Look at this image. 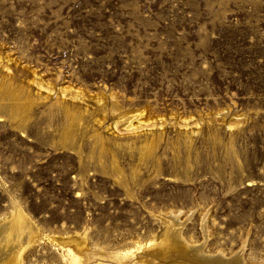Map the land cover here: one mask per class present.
Masks as SVG:
<instances>
[{
    "label": "rangeland",
    "instance_id": "374dc122",
    "mask_svg": "<svg viewBox=\"0 0 264 264\" xmlns=\"http://www.w3.org/2000/svg\"><path fill=\"white\" fill-rule=\"evenodd\" d=\"M170 211L264 264V0H0V264L194 260Z\"/></svg>",
    "mask_w": 264,
    "mask_h": 264
},
{
    "label": "bare ground",
    "instance_id": "6f19581e",
    "mask_svg": "<svg viewBox=\"0 0 264 264\" xmlns=\"http://www.w3.org/2000/svg\"><path fill=\"white\" fill-rule=\"evenodd\" d=\"M49 90V89H48ZM11 95L13 93L9 92ZM26 104V103H24ZM24 104H16V105H13V110H21L23 109V106ZM68 115L72 118L73 117V114L71 113L70 110H66ZM125 117V118H124ZM123 119H124V122H126V128L128 129H132L133 131L135 130V127H139V124L142 125L143 123L141 122H136V124H134V121L133 119L131 118L130 115L128 116H124L123 115ZM113 127L114 128H118V120H115L113 122ZM118 130V129H117ZM19 212V211H18ZM17 212V214H19ZM16 214V213H15ZM175 212L173 211H170L166 214H164V230H163V233L161 234L158 242H156L155 245H153L152 247H150V249H146L145 250V253L144 254H141L143 257H142V261L146 262V260H148V258L145 257V254L148 252V253H151L153 254L154 252L152 251L153 248L156 249V247H160V248H157L155 250V254H159L160 253V250L159 249H162L163 247H167L169 245H180L182 242V240H184L185 238L182 236V233H181V229H182V226L180 224V222L177 221L176 217H175ZM14 217V216H13ZM23 217V216H22ZM18 218V217H17ZM21 218V217H19ZM24 218V217H23ZM16 219V218H15ZM23 220V219H22ZM10 221V220H8ZM14 222H16L14 220ZM22 223V221H21ZM23 224V223H22ZM27 224V222L25 223ZM24 224V227L26 226ZM2 225V224H1ZM10 222H4L3 223V226L2 228L0 229V233L2 232V230L4 229H8L10 227ZM20 225V223H19ZM15 227V226H14ZM18 226H16V229L12 227V233L14 234L17 233L19 230H17ZM23 227V228H24ZM20 228V227H19ZM17 231V232H16ZM23 231V230H22ZM25 231V230H24ZM8 233V232H7ZM19 233V232H18ZM21 233V231H20ZM24 233V232H23ZM3 235V233H1ZM0 234V235H1ZM5 235V234H4ZM11 238V237H10ZM14 240V239H13ZM6 241V240H5ZM18 242V241H17ZM65 242V241H64ZM184 243V242H183ZM183 243L181 244L182 246ZM187 243V241H186ZM185 244V243H184ZM188 244V243H187ZM14 247V246H13ZM16 248V247H15ZM149 248V246H148ZM8 249V248H7ZM183 251L182 253L186 254V256H191V257H194V260H189L187 258L184 259V261H182V263H179V264H245L242 256H241V251L239 252H236L233 256L229 257V258H226L223 256L222 253H217L215 255H209V254H206L202 251V248L200 246H197V245H193V244H188L184 247H182ZM12 250V248H11ZM68 250H71V249H68ZM164 250V249H163ZM162 250V251H163ZM18 251V250H17ZM157 251V252H156ZM161 251V252H162ZM165 251V250H164ZM9 253V252H8ZM165 253V252H164ZM13 254V253H12ZM161 254V253H160ZM159 254V255H160ZM17 255V254H16ZM20 255V254H18ZM74 255V258H76L75 260L77 261L78 260V256L76 254H73ZM163 255V254H162ZM159 257V256H158ZM16 258V257H15ZM159 258H162L161 256ZM17 259V258H16ZM15 259V260H16ZM13 260V262L15 261ZM19 260V258H18ZM17 261V260H16ZM148 262H150L148 260ZM16 263V262H15ZM17 264V263H16ZM178 264V263H177Z\"/></svg>",
    "mask_w": 264,
    "mask_h": 264
}]
</instances>
